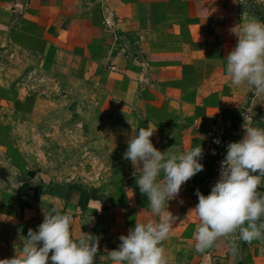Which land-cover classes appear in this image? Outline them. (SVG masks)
<instances>
[{"label": "crops", "instance_id": "crops-1", "mask_svg": "<svg viewBox=\"0 0 264 264\" xmlns=\"http://www.w3.org/2000/svg\"><path fill=\"white\" fill-rule=\"evenodd\" d=\"M253 18L264 22V0H0V165L19 173L24 165L12 121L25 115L21 101L31 96L22 85L30 84L34 71L93 87L95 129L101 124L109 149L123 150L124 165L122 178L86 198L82 189L47 194L0 184V226H39L43 205H60L73 217L74 238L83 232L99 237L94 264H112L107 252L118 248L121 235L136 221L159 219L124 158L132 125L139 129L151 122L157 128L151 139L160 151H186L197 143L204 149V169L169 201L178 220L162 242L168 264H264V238L244 242L238 231L198 252L200 221L193 210L197 189L210 193L207 132L216 119L223 116L238 141L244 113L249 125L264 127V93L232 85L225 71L224 58L237 43L230 29Z\"/></svg>", "mask_w": 264, "mask_h": 264}, {"label": "clouds", "instance_id": "clouds-1", "mask_svg": "<svg viewBox=\"0 0 264 264\" xmlns=\"http://www.w3.org/2000/svg\"><path fill=\"white\" fill-rule=\"evenodd\" d=\"M230 32L237 37L236 46L224 58L230 83L249 86L258 95L264 93V22L253 18L235 25ZM244 120L243 138L227 145L220 178L211 192L205 195L197 189L198 204L193 210L200 221L195 233L198 252L237 231L238 239L244 242L264 238V127L249 125L247 113ZM156 130L151 122L139 129L132 125L124 158L131 161L136 184L147 196L152 216L159 219L136 221L127 235H121L118 248L107 252L112 264H168L162 242L178 220L169 211V201L204 169L201 144L186 151L171 147L162 152L151 139ZM40 177L38 174L33 182ZM42 211L44 220L38 230L29 229L27 236L21 234V251L0 259V264H94L99 237L82 231L79 239L74 238L73 217L60 205L49 209L43 205ZM232 250L237 251L235 244Z\"/></svg>", "mask_w": 264, "mask_h": 264}, {"label": "rangeland", "instance_id": "rangeland-1", "mask_svg": "<svg viewBox=\"0 0 264 264\" xmlns=\"http://www.w3.org/2000/svg\"><path fill=\"white\" fill-rule=\"evenodd\" d=\"M29 81L22 85L31 96L29 102L27 98L21 101L25 115L12 121L24 165L20 173L11 165H1L9 170L14 188L39 192L82 189L87 193L106 190L116 183L114 178H122L123 150H115L113 145L109 149L107 131L101 133L98 123L95 129L94 101L90 99L93 87L86 80L64 82L42 71L31 73ZM38 174L40 180L34 183ZM29 229L38 230V226H0V259L21 251L20 235L27 236Z\"/></svg>", "mask_w": 264, "mask_h": 264}, {"label": "built area", "instance_id": "built-area-1", "mask_svg": "<svg viewBox=\"0 0 264 264\" xmlns=\"http://www.w3.org/2000/svg\"><path fill=\"white\" fill-rule=\"evenodd\" d=\"M248 115V119H249ZM244 120V114L242 115ZM207 140L212 149L213 171L206 181L209 192L220 178L221 162L227 153V145L233 141H238V137L232 128V125L223 117L219 116L207 132ZM219 140L220 143L215 141Z\"/></svg>", "mask_w": 264, "mask_h": 264}, {"label": "water", "instance_id": "water-1", "mask_svg": "<svg viewBox=\"0 0 264 264\" xmlns=\"http://www.w3.org/2000/svg\"><path fill=\"white\" fill-rule=\"evenodd\" d=\"M0 183H5L8 188H10L15 192H18V190L14 188V185L10 180L9 170L1 165H0Z\"/></svg>", "mask_w": 264, "mask_h": 264}, {"label": "trees", "instance_id": "trees-1", "mask_svg": "<svg viewBox=\"0 0 264 264\" xmlns=\"http://www.w3.org/2000/svg\"><path fill=\"white\" fill-rule=\"evenodd\" d=\"M58 189H61V188H58ZM46 193L47 194H53V193H55V191H48ZM83 195L85 196V198L87 197V193L86 192H84Z\"/></svg>", "mask_w": 264, "mask_h": 264}]
</instances>
